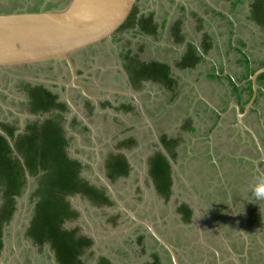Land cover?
<instances>
[{
    "label": "rangeland",
    "instance_id": "374dc122",
    "mask_svg": "<svg viewBox=\"0 0 264 264\" xmlns=\"http://www.w3.org/2000/svg\"><path fill=\"white\" fill-rule=\"evenodd\" d=\"M22 1L0 0V3H3L0 4V11L3 9L37 10L44 6V0H36L34 5L16 4ZM179 2L180 5L172 3L170 0H139L135 5L137 13L139 12L138 15L142 20H147L154 13L159 31L154 34H146L136 27L122 28L111 38L73 54L74 65L78 71L82 72L79 74L78 83L87 93L98 97L101 102L108 99L113 103V107L127 103L132 109L128 111L106 110L104 106L93 115H88L89 113L87 114L82 108V104L79 103L81 112L78 111V113L76 108L78 103H72L76 112L71 109L70 114L78 113L89 130H81L79 125L68 127L65 135L67 138L70 136L71 138L66 146V152L71 158L81 162L80 177L91 185L95 184L96 187H107L100 178L104 177L102 172L104 156L113 153L124 154L133 169L130 175L124 179L108 182L111 191L122 204L128 206L130 211L155 223L157 229L177 249L182 263H213L210 261L213 259L212 255L203 250L202 243L204 242L212 248L218 247L220 252L223 251L222 249L230 252H234L237 248L240 249L236 253L237 255L238 253L244 254L240 260H234L236 257H232L230 252L225 256L228 261L231 260L234 264H262L264 261V227L256 228L254 233L249 235L241 223V217H243V211L245 213L248 207L257 208L264 214V200H256L247 190L258 176L264 178V161L259 160L262 155L264 160V146L262 145V155H259L255 151L254 141L245 130H239L241 135V137L238 135L239 139L228 135L230 133H227L224 125L228 124L227 119L234 122L237 120L234 110L230 111L226 120H223L222 123L219 122L218 125H221L222 128L219 127L216 140L214 136L211 137V140L214 139L216 143L215 146L221 144L214 150V156L210 154L205 143L196 142L191 145L195 141L194 139H199L198 135L205 136L214 119L201 97L209 99V101L219 100V94H216V88L219 87H213L209 82H205L207 80H201L203 74L200 75L199 80H189L192 73L181 71L176 67L175 61L179 53L172 47H167L173 43L174 37L171 30H174L175 22L180 21L179 24H181L182 20L185 21L183 22L184 27L181 28L183 30L177 29V32L181 31L179 33L184 35L182 43L203 41L201 31H206V38L210 40L208 42H212L213 48L217 46L216 48L219 50L215 52L216 62L220 56L219 53L226 50L228 41L230 44H237L235 39H242L247 46L255 45L262 34L256 30L253 19H250V1L248 0H244L243 6L237 7L238 10L240 9L239 13L232 15L233 19L238 20L234 21L236 26L227 25L225 18L216 15L217 12H222L225 15L230 14L229 3L226 0H179ZM248 15L249 18H247ZM200 17L205 21H202ZM163 19L166 23L161 24ZM162 27L165 30H162ZM230 31L234 34H230ZM178 45L175 46L179 47ZM126 56H134L141 62L164 61L169 64L170 75L177 79L175 92L166 90L161 84L150 81H144L135 87L132 86L123 67ZM51 67L55 66L47 63L45 66L27 67L9 73L22 78L21 80L8 81L12 84L13 95L21 99V96L18 95L21 92L18 91L17 86L30 81L31 84H43L51 92L57 94L61 100H66L71 93V95L74 94L73 100H80L81 95L83 101L85 96L79 89H72L75 87L68 89L69 95L67 96L66 87L69 83L67 69L58 73L56 68L52 70ZM199 71L204 73L206 67L202 66ZM65 75L67 77L62 80ZM1 82L4 80H0ZM196 91L197 93H195ZM1 102L0 119H3L2 115L5 112L2 109H6V104ZM94 103L97 104V102ZM217 103L220 104L219 101ZM219 104L218 110L221 107ZM260 104H262L260 119H263L264 101H260ZM191 105L196 109L188 120L189 122L185 123L186 116L190 113L188 106ZM21 106L15 104L12 107V111L15 113L10 115L11 117L8 115V118L23 125L26 115L21 110L19 112L18 109ZM253 115L255 114L253 113ZM71 116L68 117L71 118ZM238 118L240 120L242 117L238 116ZM65 121L64 124L67 126ZM236 123L240 125L238 121ZM245 123L253 134H256L258 129L262 131L261 126L264 125L263 120L257 123L254 117L247 118ZM190 126L197 127L198 130L193 133L189 130ZM161 135L179 139V144L175 148V160H171V156L165 152L159 142ZM128 138H131L133 142L122 145L121 142ZM237 147L241 148V153H237ZM250 149H253V158L246 154ZM156 151L164 153L172 165L174 185L168 204L163 203L162 199L159 201L147 174V159ZM223 153H227L229 159H226V155ZM238 156L242 157L241 160L237 158ZM205 160L208 164L199 163ZM206 170L210 171L212 175L208 186L202 177ZM178 178H180L179 183L177 182ZM136 184H141L144 191L134 194ZM211 184H213L212 187H210ZM30 189L32 190V186ZM108 191L110 190L108 189ZM68 202L73 208L81 211L82 217L74 222H68L66 228H76L78 233H89L97 237L96 244L84 251L82 257L85 262L97 264L99 256H102L110 264H172L157 243L149 237L144 241L145 248L141 243L129 247L128 243L124 242L125 234H131L135 241L137 235L140 236L145 232L144 226L140 225V229L134 230L132 227L134 224L130 219H127L120 222L114 229L103 230L100 223L104 221V212L90 206L76 195L70 196ZM181 202L187 203L194 210L195 217L193 216L192 224L183 222L180 213L173 214V211L177 210L175 205L179 206ZM106 211L112 214L117 209L111 206ZM28 214L27 205L19 204V216L12 220L10 229L6 231L5 237L8 245L3 255L0 256V264L47 263L49 257L34 251H27L26 248L23 249L22 232L17 231L21 228L23 218ZM119 242L121 247L118 245ZM200 248H203V252ZM15 257L19 258L17 262L14 261ZM228 261L224 264H228Z\"/></svg>",
    "mask_w": 264,
    "mask_h": 264
},
{
    "label": "trees",
    "instance_id": "16d2710c",
    "mask_svg": "<svg viewBox=\"0 0 264 264\" xmlns=\"http://www.w3.org/2000/svg\"><path fill=\"white\" fill-rule=\"evenodd\" d=\"M135 12L136 10L133 9L120 29L135 26ZM251 19L258 24L264 23V0H254ZM138 28L146 34H154L156 31V28H146L142 20H139ZM134 56H126V62L123 63L132 86L135 87L144 80L160 83L167 87L172 86L174 80L171 78L166 65L157 62H141ZM186 65L191 64L183 63L181 66ZM78 74L81 72L78 71ZM36 91H38L40 104L34 105L32 102L31 112H48L50 110L67 112L68 107L65 101H56L57 96L43 87L37 88ZM107 104H109L108 101L99 102L100 108ZM85 105L92 108L88 100H85ZM118 109L128 111L132 108L123 104ZM56 118L61 119V114L56 113L47 118L44 121L46 126L43 125L44 123L38 125L37 121L28 120L24 131L14 138L16 155L12 153L7 141L0 136V195L2 194L4 199L0 208L8 207L5 215L10 216L14 209V196L20 195L24 189L25 172L29 177H35L32 195L37 198V201L29 228L33 240L37 243L49 241L61 264H73L74 262L81 264L77 261L76 255L79 254L81 246L89 245L91 240L77 235L76 228L63 227L66 221L74 220L78 215L76 211L70 209L63 198L81 194L90 197L96 203H112L107 196L103 195V191L100 193L95 185H90L80 177L82 164L67 154L66 140L59 129ZM4 127L7 134L12 138L15 128ZM84 130L88 129L84 127ZM132 142L133 140L129 138L121 144H131ZM176 142V139L168 138L166 135L160 137V143L165 152L171 156L172 161L175 160ZM104 163L106 175L112 181L118 176L126 177L129 173L130 168L122 154H108L105 156ZM171 169V162L160 151L154 152L147 159V174L158 198L162 199L165 204L171 198L174 184ZM177 207L175 214L180 213L183 222L189 223L193 215L192 209L185 202H181ZM241 219V223L249 235H252L256 228L264 227V214L257 208L248 207L245 213L243 211Z\"/></svg>",
    "mask_w": 264,
    "mask_h": 264
},
{
    "label": "crops",
    "instance_id": "0c3cea01",
    "mask_svg": "<svg viewBox=\"0 0 264 264\" xmlns=\"http://www.w3.org/2000/svg\"><path fill=\"white\" fill-rule=\"evenodd\" d=\"M68 1L69 0H44V4H43L44 6L42 5L43 7H40L37 10L25 9V10L12 11L13 9H9V10L1 9L2 11H0V13L54 11V10L62 9L68 3ZM170 1L172 3H176L180 5L179 0H170ZM226 1L229 3L230 14L225 15L222 12H217L216 15L220 16L221 18H225L227 25L233 26L234 21L237 20V19H233L234 13L237 14L240 11V9L238 10L237 7L243 6L245 2L244 0H226ZM248 1H250L249 2L250 3L249 14H250V19H251V10H252V4L254 3V0H248ZM23 3H25V5H34L36 3V0H23L22 2H18L16 4H23ZM0 4H3V3H0ZM11 4H8V5H11ZM211 10H214V9L211 8ZM247 18H249V15ZM200 19L202 20L203 18L200 17ZM252 21L254 22L256 30H258L259 33L262 34L260 36V39L255 42V45L247 46L245 42L242 41V39L241 40L235 39L237 44H230L229 41L227 40L228 41L227 48L225 51H222L219 53L220 56L217 58V62H216V58L214 57H215V52L219 50L218 48H216L217 46L213 48L212 42L206 43L203 40V41H199L198 43H191L188 41L182 43L184 35L179 33L181 31L177 32L178 31L177 29H179L178 25L180 21H176L175 22L176 26L174 27V30L173 29L171 30V33L174 39H173L172 45H168L167 47H172L174 51H177L179 53L178 58L175 61L176 67L181 71H187L190 74L192 73L189 80H199L200 75L203 74L201 80H207L205 82L206 83L209 82L211 86L219 87V88H216V91H217L216 94L217 95L219 94V98H220L219 100L209 101V99H204L201 97V100L204 102V104L206 105V108L209 110L211 116H213L214 119L212 123L210 124L208 131L205 133V136L201 137L200 135H198L199 139L198 138H197L198 140L194 139L195 141L191 143V145H193L196 142H201V144L205 143V145H207L209 152L212 156H214L213 155L214 150L220 147L221 145V144L220 145L218 144L215 146L216 143L214 142V139L216 140L218 136L219 127L222 128V126L218 124L219 122L222 123L223 120H226L229 117V113L231 110L235 111V116H237V120L234 122L233 120L230 121L227 119L228 124L224 126L226 130L228 131L227 133H230L228 135L235 136L237 139H239L238 135L241 137L240 131L245 130L246 132H248L249 136L254 141L253 145L254 147H256L255 151L258 152L259 155H262V152H263L264 142L262 141L264 140V125L261 126L262 131L258 129L256 130V134H253L250 131V129L247 127V124L245 123L247 118L249 117H254L257 123L258 121L259 122L262 120L264 121V118L260 119L261 118L260 107L262 104L259 105L260 101H264V23L258 24L256 23L255 20H252ZM163 22H165L164 19L162 20V24ZM231 33L234 34V32L230 31V34ZM204 38H206V35L204 36ZM176 44H179L178 45L179 47H176L175 46ZM150 62H157V63L166 65L169 69V74H170V66L166 62L164 61H150ZM146 63H149V62H146ZM183 63H188L191 65L181 66ZM48 64H51L52 66L61 65L62 71H65V68L67 67L65 66L63 62L62 63L61 62H52V63L48 62ZM202 66L206 67V71L204 73H200L201 71H199L202 68ZM76 72L78 74L77 68H76ZM255 72L256 73L259 72V73L257 74L256 77H253ZM171 78L174 80V83L172 84L171 87H167L162 84L161 85L164 86L166 90H169V91L174 90L175 92V89L177 88V79L172 76ZM191 86H192V83L190 84V87ZM195 93H197V91ZM178 96H180L179 93H178ZM218 101L220 102V104L217 103ZM218 104L221 106L220 110H218L219 109ZM195 109L196 108L193 105L188 106V111L190 113L186 116L187 118L185 117L187 120L185 121V123L189 122L188 120L191 118V115H193V113L195 112L194 111ZM239 112H241L242 115H240ZM253 113L256 116L253 115ZM238 116H240V118L242 117L241 118L242 121L241 119L239 120ZM215 121H216V124L214 125ZM237 121L240 125L236 123ZM235 123L237 124V126ZM213 125L214 127L212 128ZM183 127H186V125H183ZM190 127L191 128L189 130L193 133L198 130L197 127L196 128L193 126H190ZM212 136H214L213 140H211ZM201 139H204V140H201ZM176 140L177 142H176L175 148H177L179 144L178 143L179 139L176 138ZM249 147L251 148V144L249 145ZM237 153H241L240 147L239 148L237 147ZM223 154L226 155V159H229L228 158L229 156L227 153H223ZM246 154L247 156H250V158H253V155H254L253 149H250ZM262 156H260V159H259L260 161H264L262 159ZM237 158H240L239 160H241L242 157L238 156ZM199 163H202L204 165L205 163L208 164L206 160L200 161ZM202 177H203V180L206 181V186H208L210 184V180L212 179L211 172L206 170V173ZM178 179H177V182L179 183L180 178ZM212 186L213 184H211L210 187ZM173 212H174L173 214H175V211ZM192 212L194 213L193 209H192ZM240 233L243 235L242 232ZM146 234H148L147 237H150L148 232ZM202 245L204 246L203 247L204 249L202 248L204 252L205 251L209 252L210 255H212L213 257V259L210 260V261H213V263L211 262V264H218V262H221V264H224V262L226 263L228 261V258H226L225 256L227 255L229 250L220 252V250L217 249L218 247L212 248V246H208L204 242L202 243ZM237 250L238 248L235 249L234 252L229 251L232 257H236V259L234 260H240V258L243 257L242 255H244L242 253L241 254L238 253L237 255L236 254L238 252ZM246 254H247V250H246ZM228 264H234V263L231 260H229Z\"/></svg>",
    "mask_w": 264,
    "mask_h": 264
},
{
    "label": "water",
    "instance_id": "95a60500",
    "mask_svg": "<svg viewBox=\"0 0 264 264\" xmlns=\"http://www.w3.org/2000/svg\"><path fill=\"white\" fill-rule=\"evenodd\" d=\"M139 0H69L59 10L38 12L0 13V69L63 62L69 70L71 87L96 102V96L79 85L72 55L89 46L111 38L129 18ZM259 72H255L256 77ZM68 105L76 112L70 97ZM242 115L241 112H239ZM115 201L134 225H142L170 254L173 264H180L176 249L155 229L152 221L139 218L126 209L116 198L105 178ZM221 264V262H218Z\"/></svg>",
    "mask_w": 264,
    "mask_h": 264
},
{
    "label": "flooded vegetation",
    "instance_id": "af4514ba",
    "mask_svg": "<svg viewBox=\"0 0 264 264\" xmlns=\"http://www.w3.org/2000/svg\"><path fill=\"white\" fill-rule=\"evenodd\" d=\"M135 9V7H134ZM182 9H184L182 7ZM136 10V9H135ZM139 13V12H138ZM137 13V10L136 12L134 13V23H135V26L134 28H138V22L139 20H142V18L140 17V15H138ZM204 21V19H202ZM143 23H144V26L146 28H156L155 30L156 31H159L158 29V26H157V20H156V15L154 16V13H152V15L150 16V18H148L147 20H142ZM183 22H185L184 20H182V23L178 25V28H183L185 24H183ZM166 23V21H165ZM162 24V23H161ZM162 30H165L164 27H162ZM183 30V29H181ZM155 31V32H156ZM205 33V34H204ZM206 35V31L202 30L201 31V36L202 38H204V36ZM206 43H208V40L206 38L203 39ZM201 41V40H199ZM72 60L74 62V58H73V55H72ZM52 63V62H51ZM62 63V62H61ZM44 64H47V63H43L42 64H37V65H26V66H17V67H12V68H1L0 69V80H4V82H1L0 83V99L1 101L6 104V109H2L3 112H5V114H3L2 116L4 117L3 119H0V136H2L6 141L7 143L9 144V146L11 147L12 149V153L14 155H16V151H15V148H14V138L22 133L27 125V122L28 120H31V121H37L38 125H42L44 123V121L47 119V118H50L52 117L53 114H56V113H59L61 114L62 118H56V121L58 122L59 124V129L62 131V134L66 140V144L68 145L69 144V139L71 138L70 137H66V130H68V127H73V126H80L81 130H84V127H86L88 130L89 128L84 124L82 118H80V116H78V113L81 112V108H80V104H82V108L87 112L88 115H93L95 112H97L98 109H101L100 108V105H99V102H101L99 100V98L96 100L97 104H95L93 102L92 99H89L88 97H84V100L82 101V96L80 95L81 99L80 100H73L72 97L73 95H71L70 93V100L72 103L76 102L78 103L77 105V112L78 113H74L72 112L70 114V112L72 111L71 110V107L68 105L67 103V100H61L59 99V96L57 94H54L53 92H51L49 89H47L43 84H31L30 81H27V82H24L22 84H20V86H17L18 87V91L21 92L20 94H18L19 96H21L19 99L18 97L14 96L13 94V91L11 89V82H8V81H12V80H21L22 78H18L17 76H13V75H10L9 73H12V72H15L16 70H19V69H23V68H37V67H41V66H45ZM56 64V63H55ZM65 64V63H64ZM66 66V65H65ZM60 67V68H59ZM58 70V73H61L62 72V69H61V65H56L55 67H51V69H55ZM66 71L68 72L69 74V70L68 68L66 67ZM6 73V74H5ZM79 75V74H78ZM67 76L65 75L64 77H62V80H65L64 78H66ZM70 80V75H69V78H67V80ZM77 82L78 80H80V78H77L76 79ZM145 81V80H144ZM144 81H141V83H143ZM8 82V83H7ZM39 87H43L44 89L48 90L50 93L54 94L57 96V99L56 101H65L66 104H67V107H68V110L67 112H60L58 110H50L48 112H41V111H38V112H31L30 111V107H31V104L32 102H34V105H39L40 104V101H38V91H36L37 88ZM72 89H76V88H72ZM78 90V88H77ZM80 91V90H79ZM82 94V93H81ZM83 95V94H82ZM78 96V95H77ZM84 96V95H83ZM79 97V96H78ZM85 100H88L90 102V105L92 106V108H89L85 105ZM116 102V99H114ZM0 101V102H1ZM104 101H108L109 104L105 105L104 108H106V110H109V109H114V110H119L118 108L120 106H122L123 104L124 105H129L127 103H122V104H119L118 106H115L113 107V103H111L108 99H104L102 102ZM1 102V103H2ZM101 102V103H102ZM80 103V104H79ZM15 104H17L18 106L22 105L18 110L20 112V110L26 115L25 118H24V124L22 125L20 122H13L12 119L8 118L10 115L14 114L15 112L12 111V107L15 106ZM9 105V106H7ZM130 106V105H129ZM131 107V106H130ZM2 108V107H1ZM72 115L71 118L68 117L69 115ZM9 115V116H8ZM83 115V114H82ZM11 117V116H10ZM66 120V121H65ZM64 121L65 123L67 122V126L64 124ZM74 122H77V124H74ZM44 126L45 123L43 124ZM4 126H9V127H13L15 128L13 130V136L12 138L7 134V130ZM161 137V136H160ZM168 138H171V137H168ZM129 139V138H128ZM124 141V140H123ZM159 142H160V138H159ZM113 154H117V153H113ZM121 154V153H119ZM108 155V154H106ZM105 155V156H106ZM124 155V154H122ZM105 156L103 158V166H102V172H103V178H105V180L107 182H113L112 180H110L108 177H107V172H106V166H105V163H104V159H105ZM126 161H127V158L126 156L124 155ZM102 163V162H101ZM128 163V161H127ZM128 166H129V173L126 175L129 176L130 173H131V170L133 169L132 165L128 163ZM89 167V165H88ZM82 168V167H81ZM25 175H26V182H25V185H24V189L22 191V193L18 196H14V209L13 211L11 212V215L10 216H6L5 214V211H8V207L4 208H0V242H1V247H0V256L3 255V252L5 250V248L7 247L8 245V242H7V239L5 237L6 235V231L8 229H10V226H11V222L12 220L16 217V216H19L18 215V211H19V204H26L27 205V208L29 210V214L27 216H25L24 221L23 223L21 224V228L18 229L17 232H22V240L24 241L23 243V249L26 248V250L28 251H31V252H36V253H39L41 255H44V256H47L49 257L48 260H47V263L46 264H61L57 257H56V254H55V250L53 249V247L51 246L50 242L49 241H44L42 243H37L33 240L30 232H29V228H30V222L32 220V217L34 215V208H35V204H36V201H37V198L34 197L32 195L33 193V184L35 182V177H29L27 172H25ZM125 177H122V176H118L116 179L114 180H119V179H124ZM145 179V178H144ZM151 184V183H150ZM91 185V184H90ZM95 185V184H94ZM32 186V190L30 189ZM95 188L101 193L103 191V195L107 196L108 197V200L112 203V204H109L108 202H94L92 201V199L88 196H82L81 194H76V196H78L81 200H84L86 201L90 206L100 210V212H104V221L102 223H100V227L103 229V230H110V229H114L116 228L120 222H123L124 220H127V219H130L132 221L133 224L134 221L130 218V216H128V214L121 209L120 205L115 201L114 197L112 196L111 192L108 191V188L107 187H96L95 185ZM144 191V188L141 184H136L135 187H134V194H139L140 192ZM75 196V195H74ZM70 196H65L63 199L65 202L68 203L69 207L71 210L73 211H76L78 213L77 217L74 219V220H71V221H66L64 224H63V227L66 228V224L68 222H74L76 220H79L80 217H82V213L79 209H76V208H73L69 202H68V198ZM159 199V198H158ZM171 199V198H170ZM160 201V199H159ZM163 201V200H161ZM4 203V199L2 198V194L0 195V206ZM122 203V202H121ZM164 203V201H163ZM119 206H118V205ZM168 204V203H167ZM111 206H114L116 207L117 211L116 212H109V211H106V209H108L109 207ZM123 206L128 209V206L124 205ZM178 208L177 205H175V209ZM174 209V210H175ZM129 210V209H128ZM130 211V210H129ZM176 211V210H175ZM132 212V211H131ZM134 212V211H133ZM135 213V212H134ZM136 215V214H135ZM102 216V215H101ZM137 217H139L138 215H136ZM193 216H194V213L191 217V220L189 222V224H192V220H193ZM141 218V217H139ZM143 219V218H142ZM154 224V227L155 229L164 237V235L157 229L155 223L153 222ZM132 225V224H131ZM142 226V225H141ZM134 228V230L136 229H140V225H133L132 226ZM145 228V227H144ZM133 232V231H132ZM131 232V233H132ZM148 232V230L145 228V232L143 234H141L140 236L137 235V238L134 239L132 238V235L131 234H125L124 236V242L128 243V246L131 247V246H134V245H137L139 243H141V245L143 244V247L145 248V240L147 239V236L148 234H146ZM99 233V232H98ZM77 235H80V236H84L85 238H88L91 240V243L89 245H84V246H81L80 250H79V254L76 255V259L77 261H79L81 264H89L87 262L84 261L83 259V255H84V251L86 249H89L91 248L94 244H96V240H97V237L95 235H91V234H81V233H78L77 232ZM149 238H151L152 240H154V242L157 243V245L159 246V248L162 249V251L167 255V257L171 260V257H170V254L169 252L162 246L160 245L156 240L155 238H153V236L151 234H149ZM100 238V237H99ZM165 238V237H164ZM166 239V238H165ZM101 240V238L99 239ZM167 240V239H166ZM168 241V240H167ZM118 242V241H117ZM169 242V241H168ZM123 243V242H122ZM170 243V242H169ZM171 244V243H170ZM118 245L121 247V244L120 242L118 243ZM172 245V244H171ZM173 246V245H172ZM123 247V246H122ZM136 247V246H135ZM174 247V246H173ZM175 248V247H174ZM176 249V248H175ZM159 253V250H157ZM225 251V249H223V252ZM237 251H240V249H238ZM229 252V251H228ZM155 254V253H154ZM176 255H177V258H178V261L180 262V264H184L180 261V257L178 255V251L176 249ZM105 256V255H103ZM99 260H97V264H110V262L105 258V257H102V256H99ZM19 260V258L15 257L14 258V261L17 262ZM262 261V260H261ZM26 262V261H25ZM27 263V262H26ZM171 263H172V260H171ZM73 264H76L75 262ZM156 264V263H155ZM173 264V263H172ZM262 264H264V261H262Z\"/></svg>",
    "mask_w": 264,
    "mask_h": 264
},
{
    "label": "clouds",
    "instance_id": "9594fccd",
    "mask_svg": "<svg viewBox=\"0 0 264 264\" xmlns=\"http://www.w3.org/2000/svg\"><path fill=\"white\" fill-rule=\"evenodd\" d=\"M247 190L251 193V197L256 200H264V178L258 176L255 182L248 186Z\"/></svg>",
    "mask_w": 264,
    "mask_h": 264
}]
</instances>
